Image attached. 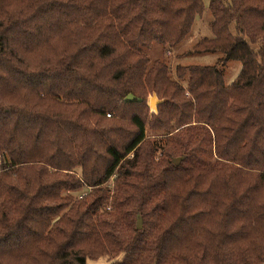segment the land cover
I'll return each mask as SVG.
<instances>
[{
    "label": "trees",
    "instance_id": "1",
    "mask_svg": "<svg viewBox=\"0 0 264 264\" xmlns=\"http://www.w3.org/2000/svg\"><path fill=\"white\" fill-rule=\"evenodd\" d=\"M204 9L0 0V264H264V0H209L174 68L148 54Z\"/></svg>",
    "mask_w": 264,
    "mask_h": 264
},
{
    "label": "rangeland",
    "instance_id": "2",
    "mask_svg": "<svg viewBox=\"0 0 264 264\" xmlns=\"http://www.w3.org/2000/svg\"><path fill=\"white\" fill-rule=\"evenodd\" d=\"M203 1L205 4L203 15L201 18H198L196 20L192 33L188 36V38L179 47L173 49V54L166 52V50L163 49V47L161 46H155L148 53L152 60H155L157 58L166 59V60L168 59L170 61V65L172 66V68H174L176 66V62L177 63L181 62L177 58L178 54L190 49L193 45H195L199 41L201 37H208V38L212 37L211 31L209 29V23L211 22V19H212L211 14L209 12V0H203ZM183 62L184 63L198 62V63L213 65L217 62V57L212 56L210 54H205L201 56L187 57L184 59ZM240 68H241L240 65L236 62H227V63L223 62L220 65V69L224 73L228 83H232L235 80V78L239 74ZM152 96L153 94L148 98L149 106H150V99L152 98ZM150 110L152 113L155 112L151 109V107H150ZM158 136L159 134L157 135L151 131H148V137L152 139H157ZM82 193L83 192L79 190L77 192H73L72 194L76 197L81 198L80 196L82 195ZM121 260H122V257H119L118 259H111L109 256H105V257L99 258L98 260H89L88 264H117Z\"/></svg>",
    "mask_w": 264,
    "mask_h": 264
},
{
    "label": "water",
    "instance_id": "3",
    "mask_svg": "<svg viewBox=\"0 0 264 264\" xmlns=\"http://www.w3.org/2000/svg\"><path fill=\"white\" fill-rule=\"evenodd\" d=\"M136 99L133 95H128L125 99V102H134ZM162 101L158 99L156 94H153L152 98L150 99V107L153 111L157 112L158 111V104H160ZM184 160L183 158H179L174 160L175 165H179L182 161ZM138 228L142 229V220H138Z\"/></svg>",
    "mask_w": 264,
    "mask_h": 264
}]
</instances>
